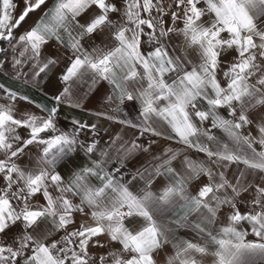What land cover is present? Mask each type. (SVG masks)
Segmentation results:
<instances>
[{
	"label": "snow or ice",
	"instance_id": "obj_1",
	"mask_svg": "<svg viewBox=\"0 0 264 264\" xmlns=\"http://www.w3.org/2000/svg\"><path fill=\"white\" fill-rule=\"evenodd\" d=\"M23 3L17 16L13 0H0V41L21 48L19 56L33 61L38 69L34 76L57 63L54 58L41 59L50 40L66 42L72 57L61 77L68 86L54 97L56 106H38L46 115L18 117L13 104H0V179L4 181L0 186V236L20 226L12 243L0 241V264H158L159 251L170 243V229L160 217L177 208L182 210L173 222L177 226H188L189 215L199 214L192 227L200 240L174 244V254L166 264H204V257H211L212 264H256L257 260L264 264V186H256L247 212L237 206L241 194L251 187L242 183L247 170L264 175V0H170L167 4L165 0H123L120 6L115 0H53L50 7L48 0ZM42 8L32 26L14 35L30 13ZM92 9L96 11L81 23L78 18ZM114 14L119 19H113ZM165 16L173 26L165 27ZM177 21L182 26L177 27ZM104 32L112 38V46L83 48L85 37ZM173 33L182 38L175 49L180 55L171 54L165 39ZM142 43L150 50L142 51ZM229 53L234 55L225 61L223 57ZM23 63L14 58V65ZM86 73H92L93 84L106 80L113 86L114 96L108 99L116 102L114 111H120L125 101H139L140 122L123 119L119 123L138 128L141 136H165L153 126L162 122L170 130L167 139L205 153L219 167L235 164L243 165L244 170L233 183L224 171L214 172L205 163L185 157L187 174L182 175L171 166L178 153L169 148L161 163L144 170L148 173L145 187L134 192L129 185L137 176L144 179V172L123 181L121 167L125 158L146 148L135 140L130 146L117 144L121 137H115L110 148L115 147L120 167L110 171L109 151L101 150L93 159L99 141L79 139L83 130H95V124L75 120L71 132L57 127L59 104L71 95L69 82ZM16 98L17 93L8 92L10 101ZM221 109L227 110V117ZM208 121L228 142H221L203 127ZM250 125L258 135L243 133ZM20 128L28 130L27 137L20 135ZM29 146L38 150L36 159L21 166L17 161L28 155ZM77 148L89 162L66 179L57 166ZM165 174L172 181L153 192L152 177ZM202 175L208 182L191 195L188 182ZM37 194L43 197V204L33 202ZM225 206L229 209L227 224L214 230ZM76 214L88 217L91 223L84 221L69 230L76 224ZM243 223L250 226V232ZM61 231L62 236L51 238ZM250 234L254 239H248ZM103 236L106 241L100 239ZM112 242L121 247L92 256L90 246L103 248Z\"/></svg>",
	"mask_w": 264,
	"mask_h": 264
},
{
	"label": "crops",
	"instance_id": "obj_2",
	"mask_svg": "<svg viewBox=\"0 0 264 264\" xmlns=\"http://www.w3.org/2000/svg\"><path fill=\"white\" fill-rule=\"evenodd\" d=\"M53 0H48V6L50 7ZM118 6L122 5L123 0H115ZM13 3L17 5L14 15H19L24 7L23 0H13ZM165 3H170V0H165ZM175 6H173L174 8ZM44 9L37 10L34 13H30L29 18H27L26 23H22L21 27L14 30V35L18 36L32 26L36 20L42 15ZM95 9L90 10L85 13L80 19L81 23L87 21ZM113 19H119L118 14L113 15ZM165 27H171L172 21L169 16L164 17ZM176 26L180 27L182 24L177 21ZM147 31V29H145ZM65 37V41H66ZM143 39H147L144 37ZM169 44L171 54L180 55L181 53L175 51L176 48L182 42V38L176 34H171L169 38H165ZM83 48L87 51H91L93 48H106L113 44L112 38L107 32L96 33L91 37H85L81 41ZM0 48L5 51L0 53V84L4 85L3 89H0V104H13L17 116H23L25 113H33L38 116L46 115L43 108L38 106H44V108H51L56 106L54 97L60 95L64 88L68 85L61 79L69 66L70 59L72 57L71 48L67 47V44H60L56 40H50L42 49V57H50L56 59L57 63L54 66H50L48 70L44 73H40L39 76H34L35 69L33 61L27 59V57L21 58L19 52L21 48L17 46L15 49L7 41H0ZM141 50L147 52L150 50L147 44L141 46ZM234 53H229L224 56L225 61H230ZM14 58L23 59L24 63L22 65H14ZM226 67V65H222ZM218 78H222L219 77ZM70 83L71 95L67 98H62L59 104V111L56 114V124L61 131L71 132L74 130L73 121L79 120L81 122L87 123L88 125L95 124V130L90 127L83 130L79 139L86 143H91L93 139L99 141L98 151L93 154L92 158H98L99 152L101 150H108L111 159L107 162L108 170H113L116 167H120V159L117 157L115 147L110 148V142L117 136L121 137L117 144L122 142H127L130 146L132 141H136L138 144L146 148L147 151L136 150L131 155L123 160V167H121V173H123V181L131 180L132 175L139 172H144L145 169L152 170L156 165L161 163L163 159L166 158V150L171 148L175 150L178 155L175 160L172 161L171 166L174 167L177 172L182 175L187 174V170L184 166V158L188 157L192 160L205 163L208 167H211L213 171H224L227 178L233 183H235L236 178L239 176V171L244 170L243 165L232 164L227 168L219 167L214 164L205 153L197 152L195 149L188 148L187 146L179 143L176 139H167L166 136L169 134L170 130L162 122H156L153 126L157 127L158 130L165 133V136H153L150 133H145L143 136L140 135V130L138 128H131L124 124L118 122V120L128 119L132 120L133 123L140 122V104L138 100L125 101L124 104L120 105V111H114L116 108V102L110 101L108 98L114 96L113 86L106 80H98L95 84L92 82V73H86L82 78L76 79ZM131 88V85H130ZM12 91L17 93V98L15 101H10L8 99V92ZM28 97V100H23L21 97ZM79 104L80 107H75L73 105ZM101 113L106 114V116H116L118 119H108L105 115H100ZM221 114L227 117V110L221 109ZM205 128H209L221 142H228L226 135L219 129H212L210 121L205 122L203 125ZM22 137H27L28 130L25 128L18 129ZM245 135L251 133V135H258V131L254 125L247 126L242 129ZM208 143L209 147H215L214 144L208 142L206 139L203 141ZM257 150H260L259 145H254ZM28 155L20 158L17 163L21 166L29 164V161H35L38 150L29 146L26 150ZM122 155V154H121ZM2 156V154H0ZM89 162V157L85 155L84 151L77 148V151L71 153L70 156L66 157L57 166V171L60 172L62 176L66 179L71 175V173L84 166ZM144 179L137 176L136 180H133L129 187L134 192H139L145 187L146 179L148 178V173L144 172ZM173 177L169 175H157L152 177L151 190L153 192H159L163 187L172 181ZM122 181V182H123ZM208 182L206 176H201L199 179H193L188 182V191L191 195H196L199 188ZM4 181L0 179V186H2ZM93 183H96L93 180ZM242 183L250 184L247 192H244L239 197L241 203L237 206L242 213L247 212L250 208V202L256 195L255 188L257 185L264 186V175L259 172H253L247 170L246 177ZM51 190V189H50ZM33 202L38 204H43L44 199L40 194L33 197ZM78 202V201H77ZM229 209L225 206L221 212L218 214V219L213 225V229H218L224 224H227V215ZM179 214H182V210L177 208L175 211H170L164 216L160 217L161 222L164 223L169 229V240L170 243L166 244L163 249H161L156 257L158 264H166L167 258L174 254V244L179 243L182 240H192L194 242L199 241L200 237L196 230L192 227V224L199 221V214L193 213L188 217V226L182 227L177 226L173 223ZM76 224L70 225L69 230L77 227L81 222L87 221L91 223L88 217H82L80 214L75 215ZM19 226V225H18ZM243 228H246L250 232V226L247 223L242 224ZM9 233V231H8ZM9 234H4L1 236L0 241L5 243H10ZM63 235V232L53 233L52 239H57ZM102 241H106L107 237H100ZM249 240L254 239L250 234L248 236ZM121 246L118 243L112 242L106 247H91L90 252L93 257L97 255H106L107 252L112 249H118ZM204 264H212L211 257H204ZM256 264H261L257 260Z\"/></svg>",
	"mask_w": 264,
	"mask_h": 264
},
{
	"label": "rangeland",
	"instance_id": "obj_3",
	"mask_svg": "<svg viewBox=\"0 0 264 264\" xmlns=\"http://www.w3.org/2000/svg\"><path fill=\"white\" fill-rule=\"evenodd\" d=\"M19 232H20V226L17 225L13 229L9 230V233L8 232L6 233V234H9L8 236L10 239V243H12L13 237L18 235ZM0 238H2V237L0 236Z\"/></svg>",
	"mask_w": 264,
	"mask_h": 264
}]
</instances>
